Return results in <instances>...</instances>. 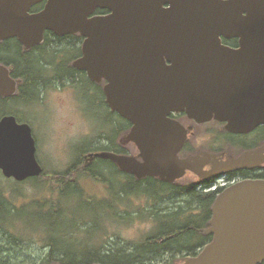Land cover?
<instances>
[{
	"label": "water",
	"instance_id": "95a60500",
	"mask_svg": "<svg viewBox=\"0 0 264 264\" xmlns=\"http://www.w3.org/2000/svg\"><path fill=\"white\" fill-rule=\"evenodd\" d=\"M47 32L84 38L72 67L92 82L106 81V104L132 124L127 142L138 157L100 152L99 158L138 179L168 183L187 171L204 177L209 164L205 177H215L260 158L255 152L225 161L207 153L180 159L186 131L170 115L215 119L233 133L264 124V0H0V42L17 39L30 51ZM232 39L237 48L224 43ZM19 85L0 64V97L15 96ZM0 171L18 183L44 173L32 127L14 115L0 118ZM209 225L212 241L181 264L264 262V180L226 188Z\"/></svg>",
	"mask_w": 264,
	"mask_h": 264
},
{
	"label": "rangeland",
	"instance_id": "374dc122",
	"mask_svg": "<svg viewBox=\"0 0 264 264\" xmlns=\"http://www.w3.org/2000/svg\"><path fill=\"white\" fill-rule=\"evenodd\" d=\"M77 78L82 80V84L75 85L71 80L57 83L44 93L41 101L25 105H13V102L5 104L6 108L10 109L8 112L17 114L20 123H28L32 127L37 145V158L44 168L45 175L66 172L75 161L82 158L80 152L83 149L101 148L111 144L104 134L102 135L103 132H112L107 113L111 110L103 96L104 84L92 82L94 84L91 85L84 74L78 75ZM127 135L125 132L121 133L116 144L128 155L136 156L137 148L127 142ZM98 153L100 152L88 153L86 157L83 155L82 164L88 166L95 162ZM100 166L106 167V182L85 180L82 184L83 196L72 193L73 195L66 198H59V188L54 194H50L46 186L38 189L32 182L18 183L6 179L0 171V183L5 192L15 198L17 205L28 202L27 212L37 210L33 199L41 201L49 197L56 198L60 199L63 205L56 216L54 228L47 219H37L31 212H21L20 220H14L7 231L0 229V264H47L49 247L43 241L42 233L46 231L51 232L63 245H73L75 250L82 249L85 244L90 249L103 246L102 248L108 250L123 243L131 247L145 241L155 230L154 220L147 217V210L154 208L170 212V209L180 204L175 200L156 201L154 198L142 196L143 191L140 188L136 189V192L130 191V200L122 202L118 197L119 192L124 189V180H129L131 176L119 173L120 170L108 160H102ZM110 202L113 207L107 206ZM125 211L130 214L126 216ZM141 213H145L146 217ZM80 221L89 223V228L88 225L82 226V232L73 238L59 237L60 227L65 224H78ZM185 257L187 254L179 257L165 255L159 257L158 261L180 264Z\"/></svg>",
	"mask_w": 264,
	"mask_h": 264
},
{
	"label": "trees",
	"instance_id": "16d2710c",
	"mask_svg": "<svg viewBox=\"0 0 264 264\" xmlns=\"http://www.w3.org/2000/svg\"><path fill=\"white\" fill-rule=\"evenodd\" d=\"M106 12L98 10L97 13ZM82 40L80 35L59 37L52 32H47L44 43L30 51H25L17 39L0 42V64L8 67L11 76L20 82L18 93L15 96L11 98L0 97L1 116L17 115L15 112H8L10 109L6 108L5 104L13 102V105H25L29 102L41 101L44 93L57 83L62 84L71 80L75 85L82 84V80H79L77 76L84 73L72 67V62L81 56L79 44ZM237 43L238 40L236 39L225 40V44L229 46H236ZM88 81L91 85L94 84L89 79ZM107 113L109 116L108 123L114 127L110 125L112 132H103L102 135L104 134V137L110 141V145L83 149L80 152L82 158L75 161L63 174L45 175L44 172L42 176L29 179L27 182L34 183L38 189L46 186L50 194H54V191L59 188V198H66L77 193L80 197L83 196L82 184L85 180L88 182H93V180L106 182V167L100 166L102 160L105 161V159L97 156L95 162L85 166L84 163L82 164L83 155L86 157L88 153L93 152L128 155L127 152L120 149L121 147L116 144V140L121 133L128 134L132 127L129 121L117 113L112 111ZM115 118H117V122H115ZM114 166L117 167L116 164ZM118 172L131 176L129 180H124V189L119 192L118 197L123 200L122 202L129 199L130 191L136 192V189L140 188L143 191L142 196L154 198L156 201L175 200L180 203L179 206L170 209V212L162 209L154 210V208L147 210V217L154 220L155 230L152 235L145 238V241L136 243L131 247L123 243L113 249L107 248L108 250L102 248L103 246L90 249L85 244L81 247L82 249L75 250L73 245H63L51 235V232H42L44 234L43 241L49 247L46 258L47 264H165L159 262L158 258L165 255L172 257H179L184 254H187V257L196 256L212 241L213 236L206 234V230L210 226L212 216L211 208L215 200L213 193H201L195 185L179 188L174 184L160 180L150 179L143 182L136 180L129 173ZM84 184L86 185V183ZM128 187H131L130 190L127 189ZM14 199L13 196H9L5 192L0 183V229L4 231L12 226L14 220H20V213L27 212L26 208L29 206L28 202L17 205ZM36 200L33 199L32 202L35 201L34 206L37 210H30L27 213L31 212L30 214L37 219H47L51 227L54 228L56 216L63 206L60 199L49 197V199H42L41 201ZM112 205L111 202L107 203L109 207H113ZM125 212L127 213L126 216L130 214L128 211ZM141 215L146 217L145 213H141ZM82 226L89 228V223L80 221V223L71 226L65 224L59 229V237L73 238L82 232Z\"/></svg>",
	"mask_w": 264,
	"mask_h": 264
},
{
	"label": "flooded vegetation",
	"instance_id": "af4514ba",
	"mask_svg": "<svg viewBox=\"0 0 264 264\" xmlns=\"http://www.w3.org/2000/svg\"><path fill=\"white\" fill-rule=\"evenodd\" d=\"M45 4L46 1L34 7L32 12L41 11ZM103 14H108V11ZM83 41L84 38L79 44L81 47V53ZM231 47L237 48L238 43L236 46ZM82 73H84L89 79L86 72ZM106 83V81H103L101 84L105 85ZM170 118L182 125L186 131V140L179 153L180 159H188L197 157L203 153H207L216 156L220 161H225L227 159H238L246 153H260V158L255 162L254 166L250 168L221 174L215 177H205L206 174L213 169L212 165L209 164L204 166L200 171L204 177H201L193 171H187L182 178L176 180L175 183L170 184H174L176 186L181 185L178 186L179 188L185 187L187 185H195L197 190L201 193H213L212 195L216 200L217 196L226 188L238 182L245 180H264V124L259 125L246 133H233L226 129V123L217 121L215 119L207 122H198L195 119L190 118L185 112H174L170 115ZM138 155L139 151L137 149L136 157H138ZM150 179L164 182L159 177L155 176H147L142 179H138L136 177V180L139 181H146Z\"/></svg>",
	"mask_w": 264,
	"mask_h": 264
}]
</instances>
